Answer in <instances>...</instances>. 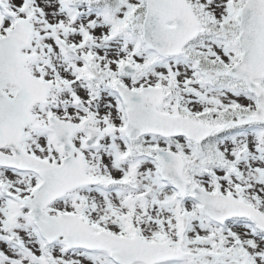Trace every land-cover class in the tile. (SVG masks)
Wrapping results in <instances>:
<instances>
[{
  "label": "snow or ice",
  "instance_id": "snow-or-ice-1",
  "mask_svg": "<svg viewBox=\"0 0 264 264\" xmlns=\"http://www.w3.org/2000/svg\"><path fill=\"white\" fill-rule=\"evenodd\" d=\"M0 264H264V0H0Z\"/></svg>",
  "mask_w": 264,
  "mask_h": 264
}]
</instances>
